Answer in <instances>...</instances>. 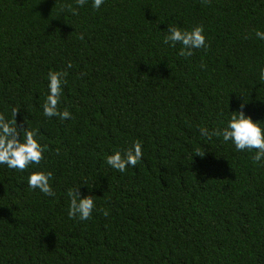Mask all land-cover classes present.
Wrapping results in <instances>:
<instances>
[{
  "label": "trees",
  "instance_id": "1",
  "mask_svg": "<svg viewBox=\"0 0 264 264\" xmlns=\"http://www.w3.org/2000/svg\"><path fill=\"white\" fill-rule=\"evenodd\" d=\"M69 5L0 0V115L17 109L44 147L39 165H0V264H264V163L212 135L241 107L264 126V0ZM172 25L202 26L207 49L178 56ZM50 70L70 118L43 115ZM134 141L135 166L105 163ZM39 170L53 196L28 188ZM73 187L94 201L86 221L67 215Z\"/></svg>",
  "mask_w": 264,
  "mask_h": 264
},
{
  "label": "clouds",
  "instance_id": "2",
  "mask_svg": "<svg viewBox=\"0 0 264 264\" xmlns=\"http://www.w3.org/2000/svg\"><path fill=\"white\" fill-rule=\"evenodd\" d=\"M88 3V0H74L75 7L68 6L72 15L76 10ZM104 0H91V7L99 9ZM255 38L264 41V31L255 30ZM162 44L172 48L179 45L177 55L190 57L193 50L207 49L204 29L197 25L188 29H181L175 25L167 27V34L162 39ZM70 67V65H69ZM64 73L50 70L47 74L48 93L42 104V112L45 117H58L61 120L70 118L68 110L57 111V105L62 95V88L66 84ZM259 81L264 83V67L259 70ZM17 109L12 110L11 120L0 115V165L16 171H24L31 165H39L42 160L44 147L38 142L35 129L28 130L26 127H17L13 119ZM224 127L218 135L222 142H230L235 151L253 152L251 159L254 163H264V126L259 121H253L246 116L242 110L230 112ZM200 135L207 137V128H199ZM22 135V138H21ZM142 146L139 141H134L131 146L124 150L123 155L119 150L105 157V163L112 169L123 173L126 168L135 166L142 158ZM196 155H200L198 152ZM52 173L50 171H32L27 176L29 189L38 190L45 196H53L54 192L50 186ZM78 187L69 189V205L67 215L80 221L91 218L94 210V201L91 195L81 196ZM107 215V211L104 213Z\"/></svg>",
  "mask_w": 264,
  "mask_h": 264
}]
</instances>
